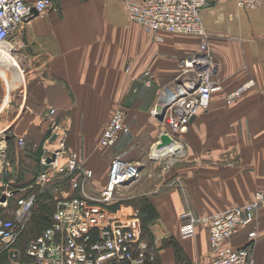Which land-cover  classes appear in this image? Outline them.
Returning a JSON list of instances; mask_svg holds the SVG:
<instances>
[{"label": "crops", "instance_id": "1", "mask_svg": "<svg viewBox=\"0 0 264 264\" xmlns=\"http://www.w3.org/2000/svg\"><path fill=\"white\" fill-rule=\"evenodd\" d=\"M125 1L57 0L44 16L15 32L13 43L23 45L18 59L26 83L0 99V197L11 189L22 190L20 196L33 193L39 158L44 148L54 147L47 139L58 122L67 154L93 172L89 192L104 188L113 157L141 164L138 177L117 191L116 204H123L110 209L127 214L134 210L131 200L150 203L156 215L148 236L158 248L159 264H175L171 242L191 264L209 262L206 229L198 226L193 236H183L180 216L237 207L249 202L257 188L264 189V0L252 9L222 2L202 10L216 64L211 101L179 136L185 154L166 172L150 159L161 132L151 112L176 80L180 60L198 51L199 40L144 32L128 20ZM248 81L254 82L251 89L227 107L228 91ZM0 93L4 96L2 84ZM118 107L126 112L128 132L113 148L101 147L102 132ZM18 138L25 140L23 147ZM79 191L77 196L84 192ZM15 200L9 198L0 215L12 217ZM258 219L253 256L256 264H264V206ZM249 230L241 228L227 245L245 246Z\"/></svg>", "mask_w": 264, "mask_h": 264}, {"label": "built area", "instance_id": "2", "mask_svg": "<svg viewBox=\"0 0 264 264\" xmlns=\"http://www.w3.org/2000/svg\"><path fill=\"white\" fill-rule=\"evenodd\" d=\"M57 0H0V68L13 71L14 78L23 77L18 53L22 44L15 45V32L33 17H42ZM262 0H126L124 9L130 22L148 34L165 32L195 36L199 40L198 51L180 60V71L176 80L164 88L163 97H169L167 110L161 120V134L170 143L162 148L160 135L151 147L150 159L161 164L166 172L179 160L182 149L169 151V146L179 143L193 118L205 112L210 105L214 87L213 73L216 64L209 51L210 34L202 17V10L210 4L234 2L240 8H256ZM9 56L12 61L8 60ZM14 63L15 66L9 65ZM189 74V75H188ZM254 85L253 81L234 89L226 98L228 104L239 99L243 92ZM165 95V96H164ZM159 98L152 116H157L161 107ZM51 114L54 110L50 111ZM126 112L118 107L106 123L100 138V146L113 148L121 134L128 132L125 125ZM58 122L51 127V134L40 158L37 184L48 186L55 176H71V189L83 190L93 177L76 155L67 154L65 135ZM179 140V141H178ZM179 143H178V142ZM3 140H0V144ZM23 147L25 140L18 138ZM3 146L0 153L4 156ZM179 157V158H178ZM67 161L62 164L61 161ZM5 166H9L6 162ZM141 164L113 157L108 178L97 197L67 196L57 200L51 223L24 249L16 243L29 219L36 195L20 196L22 190H8L0 197V207L8 206V199L15 197V208L10 219L0 215V255L5 253L6 264H152L158 256V248L143 234L142 221L137 210L122 213L111 210L116 191L128 181L138 177ZM4 171V170H3ZM264 205V192L259 191L246 204L196 217L185 212L180 217L183 236H193L202 226L208 235L209 262L196 264H256L253 247L259 237V207ZM243 227H250L248 242L243 247L227 245Z\"/></svg>", "mask_w": 264, "mask_h": 264}, {"label": "rangeland", "instance_id": "3", "mask_svg": "<svg viewBox=\"0 0 264 264\" xmlns=\"http://www.w3.org/2000/svg\"><path fill=\"white\" fill-rule=\"evenodd\" d=\"M1 64V63H0ZM19 66H21L22 67V65L20 64V61H19ZM13 73H15V69H13V71H11V69L10 70H8V71H6V70H3V69H1L0 68V86H1V84L3 85V88H4V96H3V94L2 93H0V99H7L8 97H10L13 93H15L16 91H18V87H20L21 86V88L23 87V84H25L26 82H25V80H26V77H24L25 75H23V77H21V80L19 79V78H14V76H13ZM14 78V79H13ZM236 89V88H235ZM251 89V88H250ZM249 88H247L244 92H243V94L246 92V91H248V90H250ZM16 90V91H15ZM20 90H23V88L22 89H20ZM234 90V89H233ZM232 89L230 90V91H228V93H227V95H226V98H227V96L233 91ZM242 94V95H243ZM242 95L240 96V98L239 99H237V100H235L233 103H231V104H228L227 103V101H226V98H225V101H226V106L227 107H230V106H233L237 101H239L240 99H241V97H242ZM165 96V95H164ZM3 97V98H2ZM163 98V96H160V99H162ZM4 101V100H3ZM155 120H157L159 123V125H160V128H161V121L159 120V119H157L155 116L153 117ZM154 120V121H155ZM180 140V139H179ZM178 140V141H179ZM177 141V142H178ZM180 142V143H179ZM178 143L181 145V147H183V149H182V154L178 157L179 158V160H181L182 158H183V156H184V154H185V151H184V146H183V144H182V142L181 141H179ZM153 143V142H152ZM152 144H150L149 145V147L147 148V153H148V155H149V151H150V146H151ZM146 153V154H147ZM151 154V153H150ZM158 170L160 171L161 170V168H160V166H159V168H158ZM74 175L75 174H72L70 177L69 176H67V177H63V176H59V175H57V176H55V178H54V180L51 182V184H49L48 186H40V185H37L36 187H34L33 188V191L34 190H36V188H42V191L40 192V193H46V196L47 197H41L40 199H38L39 201H37L38 203H37V206H38V208H39V204H42L44 201L46 202H53V204H54V206L56 205V202H57V200H60V199H62V198H64V197H67V196H69V195H72L71 193L72 192H74V193H76V194H79V190H72L71 189V181H70V179H71V177H74ZM37 182V181H36ZM87 186V185H86ZM85 186V187H86ZM86 189V190H85ZM85 189H83L84 190V192H85V194H86V196H89V197H97L98 196V192H94V191H88L87 190V187L85 188ZM82 190V191H83ZM118 191V190H117ZM117 191H116V194H115V199L117 198ZM259 191H263L264 192V189H261V188H257L256 190H255V192H254V195H253V197L255 196V194L257 193V192H259ZM83 193V192H82ZM123 195L121 194L120 195V197H122ZM115 199H114V202H115V204L113 205V207H119L120 206V203H122L123 204V202L122 201H120V202H118L117 204H116V201H115ZM253 199V198H252ZM251 199V200H252ZM250 200V201H251ZM249 201V202H250ZM40 202V203H39ZM134 202V200H131L128 204H132V206H133V208H134V210H137L138 212H139V214H140V209H139V206H135L136 204H135V202ZM249 202H247V203H249ZM16 204V203H15ZM246 204V203H245ZM262 206H264V205H262ZM262 206H260L259 207V211H260V209H261V207ZM13 205H11V207L10 208H7V210H8V212L9 211H11L12 209H13ZM148 209H145V211H146V216H147V218L149 217V216H151V211L150 210H148ZM6 213H7V211H6ZM11 214V213H10ZM1 216H3V215H1ZM30 217H29V220L27 221V223L25 224V227H24V229H23V231H22V233H21V235H20V237H19V239H18V241H17V243H16V247L17 248H20V249H24L27 245H28V243L29 242H31L32 240H34L39 234H40V232L42 231V230H40V232H39V234L37 235H34L33 233V235H31L30 233H31V231H34L33 229H34V227H31V221H32V219H33V217H34V213H33V211L31 212V215H29ZM258 216H259V212H258ZM153 217V216H152ZM4 218H6V216L4 217ZM8 219H10L11 218V216H9V217H7ZM154 220V218L151 220V221H153ZM174 244H176L175 242H171V245H173V247H175V245ZM6 263V255H1L0 256V264H5Z\"/></svg>", "mask_w": 264, "mask_h": 264}, {"label": "trees", "instance_id": "4", "mask_svg": "<svg viewBox=\"0 0 264 264\" xmlns=\"http://www.w3.org/2000/svg\"><path fill=\"white\" fill-rule=\"evenodd\" d=\"M41 191H42V188H36V190L33 191V193L36 195V199H35L34 206L32 208V211L34 213V217L31 221V227H34V229H33L34 231H31V233H30L31 235H33V234L38 235L40 230L43 231L46 227H48L51 223V219H52L53 213L55 211V206H54L53 202L51 203V202H47V201L45 202L44 201L42 204H39V208H38V206H37V203H38L37 201H39L38 199H40L41 197L42 198L47 197L46 193H40ZM71 194H72L71 196H77V194L74 192ZM135 204H136L135 206H139V209H140L139 215H140V218L142 221L143 234H144V237L147 239V238H149V236H148V234H149L148 233V224L151 222V220L153 218H155V215H156L154 213L155 211L151 207L150 203H148L144 199H142V200L139 199V201L137 203L135 202ZM113 205H114V203L112 205H110V208L115 209V207H113ZM145 209L150 210L152 213L151 216H149L148 218L146 216L147 214H146ZM41 232H40V234H41ZM148 240L150 242V238ZM174 245H175V247H174L175 264H191L189 262V260L183 255L180 248L176 244H174ZM3 254L6 255L5 253H3ZM3 254H1V255H3ZM6 258H7V256H6ZM157 259H158V256L156 257V260L152 264H159Z\"/></svg>", "mask_w": 264, "mask_h": 264}, {"label": "water", "instance_id": "5", "mask_svg": "<svg viewBox=\"0 0 264 264\" xmlns=\"http://www.w3.org/2000/svg\"><path fill=\"white\" fill-rule=\"evenodd\" d=\"M189 75V74H188ZM167 105H165L164 107H160L157 109V116L156 118L159 119L160 121L163 118V115L165 114L166 110H167ZM160 139H161V144L158 146V148H162L163 146H166L170 143L169 138L165 135V134H161L160 135ZM132 181V180H130ZM130 181H128L127 183H129Z\"/></svg>", "mask_w": 264, "mask_h": 264}, {"label": "bare ground", "instance_id": "6", "mask_svg": "<svg viewBox=\"0 0 264 264\" xmlns=\"http://www.w3.org/2000/svg\"><path fill=\"white\" fill-rule=\"evenodd\" d=\"M6 58L8 59V60H10V61H12V59L9 57V56H6ZM9 65H11V66H15V64L14 63H9ZM170 99H169V97L167 96V97H163V99H162V103H161V107H164L165 105H166V103H167V101H169ZM164 102V103H163ZM179 149H181V146H179L178 144H172V145H170L169 146V151H171V152H174V151H176V150H179Z\"/></svg>", "mask_w": 264, "mask_h": 264}]
</instances>
